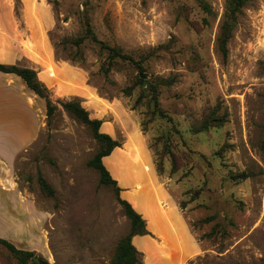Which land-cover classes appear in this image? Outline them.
<instances>
[{
	"label": "rangeland",
	"instance_id": "rangeland-1",
	"mask_svg": "<svg viewBox=\"0 0 264 264\" xmlns=\"http://www.w3.org/2000/svg\"><path fill=\"white\" fill-rule=\"evenodd\" d=\"M226 2L0 0V62L34 69L57 106L48 119L46 100L20 78L15 106L0 99V199L17 202L5 209L24 213L14 233L31 227L37 256L112 264L130 232L116 189L88 165L100 143L63 108L77 100L121 144L103 162L150 231L132 240L137 264H264V0L243 7L224 57L217 38ZM88 24L142 67L120 63L105 73L100 45L61 46L84 37ZM150 85L172 121L152 114L151 92L142 91ZM29 102L33 139L12 159V138L32 135ZM215 117L221 126L196 133ZM0 264H18L2 245Z\"/></svg>",
	"mask_w": 264,
	"mask_h": 264
},
{
	"label": "trees",
	"instance_id": "trees-1",
	"mask_svg": "<svg viewBox=\"0 0 264 264\" xmlns=\"http://www.w3.org/2000/svg\"><path fill=\"white\" fill-rule=\"evenodd\" d=\"M250 1L251 0H227L226 2L225 14L220 26V34L217 38L218 49L224 57L227 56V45L229 40L231 39L232 31L236 26L237 19L241 13V10ZM208 9L210 10V8ZM85 40H91L95 42L96 44L100 45L101 48L106 52L105 62L101 68L105 73H108L109 71H111V68L114 65H118L120 63L133 64L138 68L142 67L141 60H135L132 55L123 52L120 48L109 46L99 40L93 33L89 24L87 25V33L84 37H80L73 42L62 41L61 46H63L64 49H66L68 45H75L76 47H79L84 43ZM77 55H80L79 58H77ZM68 58L72 61H85L84 57L79 52H76V54H73L72 52L68 53ZM0 71L3 73L14 74L21 78L20 80L25 83L28 89L46 100L47 118L50 119L54 115L57 110V106L54 105L49 98L48 89L38 80L37 72L34 69L29 67H22L19 65L3 64L0 62ZM151 89L152 86L150 85L142 91L145 92L148 90L151 92L150 103L153 107L152 114L154 116H158L159 118L172 121V119L160 107L158 93ZM133 91L134 86H129L125 88L123 92L127 97H131ZM141 101L142 98L138 97L135 105H139ZM133 107L135 108V106ZM63 108L76 120L87 125L93 131L94 138L100 143V150L88 163V165L94 168L99 173L101 185L113 187L116 189L117 196L119 197L118 203L122 207L125 216L130 222V232L118 242L112 259V264H137L139 253L136 247L133 245L132 240L135 236L149 235L150 231L147 229L146 221L144 220L142 215L137 210H135L130 202L121 197L120 193L122 192V189L118 186V182L111 176L110 172L103 162V160L109 157L115 149L121 147V144L117 140H114L109 134L103 133L101 131L103 122L98 119H91L88 111L81 105L79 101L75 100L72 102L64 103ZM148 123L149 121L144 124L142 123V126ZM221 123L222 119L220 117H215L212 120H207L200 126V128H197L196 133L207 130L212 126H221ZM157 165V171L161 175L164 171L163 160H160ZM176 171L177 170H174L173 173H175ZM184 176L188 177V170L184 173ZM236 177L242 178L243 176L238 175ZM38 182L40 184L41 190L46 195H48L49 197L55 196L53 187L45 180V178L41 174H39L38 176ZM183 205L185 206V202L183 203ZM211 219L213 218H207L206 221H210ZM0 245L5 247L10 252V254L17 260L18 264H49L43 257L37 256L36 252L18 249L14 244L5 239H2L1 237ZM34 258H38L39 262L32 261Z\"/></svg>",
	"mask_w": 264,
	"mask_h": 264
},
{
	"label": "crops",
	"instance_id": "crops-1",
	"mask_svg": "<svg viewBox=\"0 0 264 264\" xmlns=\"http://www.w3.org/2000/svg\"><path fill=\"white\" fill-rule=\"evenodd\" d=\"M17 78H19V77L14 75V74L3 73L0 71V93L2 92V95H3V97L0 96V99L2 98L1 101L7 103V104H5L6 107L11 108L12 106H15V105H11L10 102L12 100V97H14V100H15V95H16V89L15 88H16V81H17L16 79ZM31 99H33V98H31ZM33 100L35 101V99H33ZM25 106L30 109V113L28 114V116H29L30 120H32V123H33L34 122V115L32 113V106L33 105L30 103V104H25ZM35 126H36V123L34 122L32 135L29 133H26L24 135V137L23 136L22 137H13V138L10 137L14 140L13 143L11 142L13 144L12 145V150H13L12 159H15L20 153L25 151L27 146L31 143V141L33 139V133L35 131L34 130ZM18 141H19V143H16ZM8 145H9V143H8ZM14 203H17V202H15L11 199H8V200L0 199V237L8 240L11 243H13L18 249L35 252L36 249L34 248V246H32V239L34 236L30 233L32 230L31 227L28 228L29 234L20 233V232L14 233V230H17V227L19 224H24V222L21 221L20 217L18 218V216H17V215L24 214V213H18L17 212L18 213L17 215H13L10 213L9 210L5 209V207H10V206L14 207V205H17Z\"/></svg>",
	"mask_w": 264,
	"mask_h": 264
},
{
	"label": "water",
	"instance_id": "water-1",
	"mask_svg": "<svg viewBox=\"0 0 264 264\" xmlns=\"http://www.w3.org/2000/svg\"><path fill=\"white\" fill-rule=\"evenodd\" d=\"M32 261H37V262H39V259L38 258H34Z\"/></svg>",
	"mask_w": 264,
	"mask_h": 264
},
{
	"label": "bare ground",
	"instance_id": "bare-ground-1",
	"mask_svg": "<svg viewBox=\"0 0 264 264\" xmlns=\"http://www.w3.org/2000/svg\"><path fill=\"white\" fill-rule=\"evenodd\" d=\"M139 188H140V186H137V189L139 190ZM163 245H165L164 243H163Z\"/></svg>",
	"mask_w": 264,
	"mask_h": 264
}]
</instances>
